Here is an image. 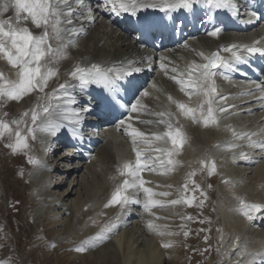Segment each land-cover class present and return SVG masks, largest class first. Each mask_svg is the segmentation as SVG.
<instances>
[{
    "label": "bare ground",
    "instance_id": "6f19581e",
    "mask_svg": "<svg viewBox=\"0 0 264 264\" xmlns=\"http://www.w3.org/2000/svg\"><path fill=\"white\" fill-rule=\"evenodd\" d=\"M70 2L74 3V0H70ZM240 4H242V2ZM85 5L83 9H79V7L74 4V6L78 8V12L82 11L84 14H87V6L89 5L93 11L88 18L85 19L82 17L80 21H74L78 29H83L82 34L75 37L77 43L70 47L65 54L68 58L61 59L57 62L56 67L58 68V75L50 78L48 86L45 89L47 96L44 100H40V104L43 105L47 103L48 97L52 96V93L59 88L60 84H76L78 80L71 77L68 73L77 65L80 67H91V64L98 63L102 68L114 69V72H120L125 68L133 71L136 68L141 69L144 76L142 79L143 83H134V85L129 88L130 98H128L126 102L130 104L132 102L136 103V101L139 100L141 105V107H138L137 112L131 111L128 114L130 124L139 130H141V128H146V132L149 135L155 132H163L166 130L165 125L156 123L161 118L149 113L171 112L173 114L174 127L180 126L183 135L186 137V142L179 147V152L172 157L177 163L170 166L172 169L171 171L166 173L160 169L156 172L150 171L151 174L148 178H145L144 173H141L142 178L146 182L145 187L151 188L154 192L170 193L167 197H154L155 199L164 201L167 209L165 208L166 210L164 211L161 209L158 211L156 210L157 212L152 213L153 219L156 220L154 216L157 218L167 216L166 218H168L171 216L170 214L176 213V210L179 209L178 206L181 204L175 205V208H171L172 205L167 204V201L176 199L175 195L177 193L180 194V188H182L181 185L184 179L188 186L194 182L191 181V178L189 179V173L195 171V177L200 173L203 174V177L207 175L209 178L208 183L211 187L212 179L215 178L217 183L220 184L217 187L218 189L216 188L218 190V198H216L220 199V202L218 201L219 204H217L218 202L216 200V206L219 213L223 214V228L225 230L223 239H227L223 250H220L223 256L221 255L222 261L220 259L221 256L219 257L220 262H218V264H235L238 260L240 264H252L254 261L248 253L257 251L264 252V208H261L258 212H253L252 220H249L240 209L242 208L241 201L249 205H264V151H261L259 148L249 147L247 138L235 139L232 136V131L234 130L238 133L264 132V107H262V103L258 101V97L264 94L256 91V89L250 90L253 87L250 81L246 83L236 79L230 80L222 77V71L232 74V71L225 69L226 66L215 69L214 71L217 72V76L214 77V79L218 93L228 97L226 102L220 101L219 104L233 105L234 107L229 108L228 113H217L216 115L220 117V119L216 125L210 123L208 126H204L202 121L200 123L193 122V130H191L189 126V121H191L190 123L192 124V120L181 115L175 104L172 103L168 97L171 96L173 100L184 102L189 107H194L203 100V97H197L193 94L191 99H189L188 96L180 91L179 85L171 79V77L176 76L177 79L186 78L188 69L193 63H204L205 61L199 56L200 52L205 53V55L219 52L223 58L231 61V54L230 52L223 51L224 47H231L232 45L243 46L253 39L264 46V39L261 38L260 29L256 25H250L244 31H237L233 29L234 25L228 23L227 20H220V28L222 31L216 37H212L208 35V33L218 27L217 25H214L212 28L207 27L206 33H204L203 30H199L197 31V42L188 45L182 43L176 44L175 46L166 45L162 52L154 53L155 56L161 58L160 61L156 62L151 59L148 60L143 54L142 48L145 46V42L143 40L135 42L131 36L123 32V28L118 27L116 22L117 18L123 21L126 18V14L130 18L139 19L142 15L151 16L157 12L156 10L150 8L141 9L138 10L136 15H131L123 11L112 12L110 11V5L108 7H99L96 0H85ZM33 27L35 29V26ZM32 31L38 33L40 30L35 29ZM251 34H256V36L252 37L250 36ZM254 62L264 63V58L261 59L260 57ZM161 65H164V68H162ZM236 65L238 64L232 63L233 67ZM173 68L176 69V72L171 71ZM17 71L18 70L9 65L5 59L0 58V73H2L6 79H16ZM181 73L184 75L181 76ZM248 77L250 78V75ZM134 78L136 77L132 78L133 82L136 81ZM261 82H264V68L260 69V79L256 84ZM140 84L143 85L141 86ZM91 87H99V85H88L86 91H81L79 87V89H76L79 90V95L83 97H79L76 93L73 94L72 88L68 89V94L75 96L77 100L76 104H65L63 93H59L58 97L51 101L54 106H58L56 112L53 113L52 119L57 123L63 124V130L58 135L66 136L76 143L78 142L76 138L77 130L81 127L84 129L83 131L86 132L92 130L93 134L87 135L89 136V141L85 142L86 144L84 147L82 146L81 152H77L74 149L72 151V156L69 157L67 155L68 151H65L64 155H58L57 157L55 156L56 158L51 159V154H47L49 151L48 147L50 146L52 148L51 151L56 150V147H58V150L72 149L67 140L60 136L49 139L47 133L40 131L35 133V139H33L31 135L28 136L32 148L37 154V160L41 162L32 169L30 174L28 182V187L32 188L30 191V200L38 202L35 214H41L43 211L45 215L49 213L55 214L61 211L62 213L60 214H64V216L69 219L65 226V230H67V232L69 231V237H71V235L79 237V243H81V240L87 235L88 238L86 241L91 240L95 235H100L104 232L111 224H116L117 227L120 228V230L117 231L120 232L108 239L107 243L109 247L113 249L116 255H124L126 251H129V256L127 255V262L125 264H149L151 261L147 262L144 255H141L139 258L137 257L138 260L132 263L130 260L134 256L130 252L131 249H126L129 248L131 243L134 247L136 239H131L129 236V239L124 240V238L127 237L123 238L126 231L139 230L138 223L140 222H137V220L135 221L134 216H131L129 213L121 216L119 205H113L107 208L104 207L110 199L111 193L115 190V187L123 182L124 177L119 175L117 171L118 166L125 161H134L135 153L128 149L131 139L126 135L125 128L109 132L106 131L107 128H103L107 127L109 124H102L100 125L102 129L98 131L99 125L93 126V124L89 123L93 116L89 113L82 112L81 109L84 107H91L92 109L90 104L91 101L88 99L90 95L87 93ZM248 91L253 94L247 95L246 93H249ZM144 92H147L148 95L144 96ZM45 93L32 92L34 96L33 100H25V97H23L21 100H25L24 105L21 107L22 103L21 105L19 104V109L22 108L21 113L23 114L25 111L32 109L30 103L33 104L35 101L39 100V97L44 96ZM59 98L62 99L59 100ZM1 104H3V113L9 114L8 111L10 108L15 111L17 110V101H9L5 98L1 101ZM74 111L80 112L81 119L79 123L70 122L76 119L73 115ZM65 113H67L69 117L68 120L64 119ZM2 118L5 120L7 119L6 116ZM23 118L28 120L30 125V113L28 117ZM164 118L167 119V117ZM148 120L153 121V123H141V121ZM31 126L35 127V125ZM192 126L193 124L191 127ZM94 131H96V133H94ZM23 133L27 134L25 127L23 128ZM252 139L264 140V135H257L252 137ZM230 142L238 144L239 147L229 149L227 145ZM2 143H8L7 137L3 138ZM76 145L80 146L79 143H76L75 146ZM165 147L170 148L171 143L168 142V144H165ZM28 150L29 147L27 149H22L24 152H28ZM241 153L246 154L248 159H241ZM153 155L159 154L153 153ZM202 160L205 162L203 165L200 163ZM212 163L216 165V169L213 174L209 176L208 168ZM147 171L148 170H146V173ZM57 175L66 179V181L62 179L59 184L57 182H52L51 176L54 178V176L57 177ZM67 179L71 180L68 184ZM65 188L66 190H63ZM52 190L61 191V193L52 195V193H50ZM212 192L209 185L208 189L204 188V193L207 196L212 195ZM129 194L136 195V198L141 200L144 198L142 191L136 194L134 190L129 189ZM233 198L236 200L227 202V200ZM134 212L136 213V210ZM143 212L144 210L141 213L142 215L144 214ZM146 213L147 212H145V214ZM148 214L149 213H147V217H145L146 219L151 217ZM168 214L170 216H168ZM179 215L177 214V216ZM54 216L51 217L50 222L54 225L59 223L63 218H61L59 214L56 215V217ZM166 218L158 220L161 222ZM174 218L177 217L175 216ZM174 218L171 217V219ZM149 220H151V218H149ZM167 220L169 219H166V221ZM170 221L172 222V220H169V222ZM163 223L165 222L163 221ZM163 223H158L157 226L155 222L156 228L160 226V232L168 233V227L166 226L168 223ZM92 227L93 229L91 231ZM221 227L219 229H221ZM144 228L145 227H141V231ZM169 228L172 230L170 226ZM146 229L148 228L146 227ZM156 230L157 232L159 231L158 229ZM149 231L146 230V232ZM172 232H174V230ZM65 233L66 232L63 234ZM106 233L107 232L104 234ZM141 235L143 234L141 233ZM175 235L176 234H174V236ZM161 237L162 238L158 237V239L155 240L153 236L155 241L145 244V247L147 246L149 249L148 252H150V257L156 262L161 260V257H163L165 253V250H163V256L159 253L161 251L158 249L162 247L161 244L165 242L173 243L169 235H161ZM136 238L140 239L137 235ZM72 240L74 241L76 239ZM133 240L135 241L133 242ZM234 243L236 244L235 248L233 247ZM75 247L76 246H74V248ZM168 253L169 252H167V254ZM257 260L261 261L259 257L255 259V261Z\"/></svg>",
    "mask_w": 264,
    "mask_h": 264
},
{
    "label": "snow or ice",
    "instance_id": "6c2138e0",
    "mask_svg": "<svg viewBox=\"0 0 264 264\" xmlns=\"http://www.w3.org/2000/svg\"><path fill=\"white\" fill-rule=\"evenodd\" d=\"M99 7H110V11L130 13L136 15L138 10L153 9L156 11L168 14L178 10H185L191 12L198 4L210 6L217 10H227L233 8V0H96ZM83 9L85 0H0V58L5 59L9 65L17 69L16 79H6L0 73V101L5 98L9 101H20L26 95L32 92L45 93L51 77L58 75L57 62L61 59L68 58L65 54L68 49L77 43L75 37L82 34L83 29H78L74 21H80L81 18H88L93 9L87 6V14L82 11L78 12V8ZM235 10V9H233ZM252 17H256V12H251ZM30 21L35 29L40 30L38 33L30 30L29 27L23 26V22ZM251 22V21H249ZM154 23L150 21H141L142 26H148ZM222 29L216 27L210 31L208 35L216 37ZM258 43V42H257ZM223 51L230 52L231 61L223 58L219 52H213L210 55L200 52L199 56L205 61L204 63H193L187 72L186 78L173 79L180 87V91L191 99L195 94L197 97H203L196 107H189L186 103L173 100L171 96L168 99L175 104L180 114L186 118H190L195 123L202 121L204 126L210 123L216 125L220 117L217 113H228L229 108L233 105L219 104L220 101H227L228 97L218 93L217 85L214 77L217 76L215 69L221 66L231 67L232 63L246 62L244 52L264 53V47H257L253 45L224 47ZM164 68V65H161ZM134 71L139 72L141 69L136 68ZM176 72V69H171ZM71 77L78 80V86L81 91H86L88 85H100L107 90L108 95L103 98V103L115 109V98L119 95V90L123 88L127 91L130 87V82H122L125 75L131 76L132 72H114L112 68H102L98 63L91 64V67H80L77 65L70 73ZM181 76L184 74L181 73ZM227 79V77H224ZM72 88L73 91L77 88L76 84L69 85L67 83L60 84L51 97H48L47 103L41 105L39 101L36 106L29 111H25L22 117H28L30 113V125L28 120L13 119L7 121L0 118V139L7 135L8 143L5 145L13 154H16L22 149L29 147L27 143L28 136L31 135L35 139L37 131L47 133L53 137L57 136L63 130V124L57 123L52 119L53 113L56 112L58 106L52 104V99L58 97L59 93H63V100L65 104H76L77 100L74 95L68 94V89ZM256 91L264 94V82L256 84ZM252 95L253 93H246ZM144 96L148 93L144 92ZM47 94L40 96L39 100H44ZM258 101L264 107V95L258 97ZM216 105V106H214ZM138 107H141L140 101L131 105V111L137 112ZM84 113H90L91 107H84L81 109ZM199 113V114H197ZM43 114V115H42ZM160 117L156 123L165 125L166 130L163 132H155L146 134L144 131L133 127L130 123L125 127V121L118 122V128H125L126 135L130 137L132 150L135 153L134 161L129 160L123 162L118 166V173L124 177L123 182L115 187L111 193L110 199L104 205L105 208L119 205L120 214L124 215L130 212L133 205H142L144 212L152 213L154 208H163L166 206L165 202L154 197H167L170 195L168 192H154L151 188L145 187V180L142 178L141 173L145 170L156 172L158 169L163 172L171 171V167L176 161L172 159L173 155L179 152V147L186 142V137L183 135L180 126L173 124V114L171 112H158L149 113ZM76 117L71 123H79L81 119L80 112H73ZM7 116V113H3ZM164 117H167L165 119ZM64 119L68 120L67 113L64 114ZM39 121V123H38ZM141 123L152 124L153 121H141ZM15 125V128L12 127ZM21 125L26 128L27 134H22ZM31 125H35L32 127ZM257 135H264V132H241L232 131V136L239 140L247 138L249 141L248 146L259 148L264 151V140H253L252 137ZM14 137V140H13ZM156 141H163L165 144L171 143V147H153ZM229 149L239 147L236 143H228ZM146 153H158L159 155H146ZM241 159H248L244 153L240 154ZM235 159V157H234ZM28 163L32 165H39L41 162L32 156H28ZM200 163L203 165L205 162L202 160ZM216 169L214 163L208 168V175L211 176ZM196 172L189 173V179L195 176ZM194 184V182H193ZM188 185L185 184L187 189ZM129 189L134 190L136 194L143 192V200L136 198V195L129 194ZM194 191L199 190V185L194 184ZM203 196L204 193L201 192ZM192 203L191 199H172L167 201V204L175 206L178 204ZM204 200L199 201V206L203 207ZM242 208L240 211L249 219H253V212L260 211L264 205L260 204H244L241 201ZM192 219V217H187ZM203 223L204 221H200ZM117 227L116 224L108 226L104 232L95 237V240H104L105 232H110ZM149 229H155V225L150 221L148 223ZM159 235H173L174 233L159 232ZM184 235L187 236L188 232L185 231ZM207 237L205 240L207 241ZM238 239V238H237ZM90 241H84L76 251H84L85 245ZM164 248H170L173 245L171 242H165L162 245ZM236 247V244H233ZM255 261L257 257L264 262V252L257 251L248 253ZM3 264V262H0ZM235 264H240L236 261Z\"/></svg>",
    "mask_w": 264,
    "mask_h": 264
},
{
    "label": "rangeland",
    "instance_id": "374dc122",
    "mask_svg": "<svg viewBox=\"0 0 264 264\" xmlns=\"http://www.w3.org/2000/svg\"><path fill=\"white\" fill-rule=\"evenodd\" d=\"M23 26L29 27L30 30H35L33 27L34 25H32L30 21L23 22ZM76 85H78V81H76ZM78 87L76 89H79ZM76 89L75 91H73L74 92L73 94L76 93L79 97H83L82 95H79V90H76ZM26 99L33 100L34 96L32 95V93H30L25 96V100ZM25 100L23 99V100L17 101L16 111L12 108L9 109L8 111L9 114H7L6 116L7 121L23 118L22 113H21L22 108L19 109V104L21 105L22 103L21 105L22 107L25 103ZM38 101L40 103V100L35 101L33 104L30 103L32 108L36 106ZM196 106L197 104L194 107ZM2 107H3V104H1V101H0L1 111H2ZM1 111H0V118L4 117L3 111L2 112ZM190 122L191 121H189L190 129L193 130L194 123L192 121L193 126L191 127L192 124ZM12 127L15 128V125H12ZM24 127H25L24 125H21L22 134H24L23 133ZM141 130L145 131V133L148 134L146 132V128H141ZM5 137H7V135ZM2 140L3 139H0V262H3V264H93V263L94 264H125L127 262L126 259L129 256L128 254L129 251H126L124 255L122 254L116 255L113 249L109 247L107 243L108 239H110L114 234L120 232V231H117V230H120V228L116 227L112 231L107 232L106 233L107 235L105 234V237L107 239L105 238L102 241L95 240L94 238L98 236V235H95L93 238H91V240H88L90 242L85 245L84 251L76 252L75 249L79 245L83 244L84 241L87 240L88 235L81 240L82 241L81 243L78 242L79 237L72 236V235L71 237H69L70 235L69 231L67 232V230H65V226L67 225L69 219L66 216H64V214H60L62 213L61 211L55 213L56 215L59 214L61 218L63 217L62 220L55 225L50 223L51 217L55 215L54 213H49L45 215L43 214L44 213L43 211V213L41 214H38V213L35 214V209L36 207H38V202L35 200L34 201L30 200L31 199L30 191L32 190V188L28 187V182L30 179V174H31L32 169L36 167L37 165H32L28 163V156L30 155L34 157L35 159H37L38 158L37 154L32 148V145L29 139H27V143L29 144L28 152H24L20 150L16 154H13L11 152V149L6 147L5 143H2ZM13 140H14V137H13ZM128 147H129L128 148L129 150H132L131 141ZM48 148L51 149L50 147ZM55 151H52L49 153L51 155L55 154L56 157L58 155L64 154V150L63 151L58 150L56 153ZM147 154L149 155V153ZM150 155H153V153ZM142 173H144L145 178H148L149 175L151 174L150 171H147L146 173V170ZM51 177H52V182H57L58 184L63 179L62 177H59L58 175L57 177L54 176V178L53 176ZM194 177L193 176L191 177L192 179L191 181H194L196 185H199V190H196V191L193 190L194 188L193 182L186 189L185 188L186 181L184 179L181 185L182 188H180L181 190L180 194L177 193L178 195L177 194H176L177 196L175 195L176 199L177 198L178 199H181V198L191 199L192 203L190 205L181 203V205L178 206L179 208L178 210L180 211L176 210V213L171 212L172 214H170L171 216L168 214V216H170L168 218H166L167 216L165 215H164L165 217L157 218L156 216H154V214L153 216L156 218V220L153 219L152 217V213L157 212L159 209L164 211L167 209L166 207L158 208V209L154 208L155 211L154 209H152L151 215L150 213L148 214L151 217H148L146 219L145 217H147V213L145 214V212H143L144 214L143 215L141 214L143 211L142 205H141V208H140V205L132 206L129 214H131V216H134L135 221L137 220V222H140L138 223L140 229L131 230L130 232L126 231L123 236V238L127 237V238H124V240L129 239V238L136 239V241L133 240V242L135 241L134 247L131 243L129 248L126 249V250L131 249L130 252L134 256L130 260L132 263H135L141 255L145 256L144 258H146L147 262L151 261L149 264H155V263L157 264H206V263L207 264H215V263L218 264V262H220V259L222 261L223 253L220 250H223L224 244H226L227 239L225 238L223 239V235L225 234V230L223 228L224 227L223 217H222L223 214L219 213V211L217 210V206H216V203L218 201L220 202V199H217L218 198V190H217L218 188L217 187L220 184H218L216 179L213 178L212 187H211V185L208 183L209 181L208 176L205 175L203 177V174L201 173L195 178ZM63 181H66V179H63ZM70 181H71L70 179H67V184ZM208 185L211 191H213L212 195L210 196H207L204 193V188L208 189ZM63 190H66V188ZM155 192H158V191H155ZM201 192L204 193L203 196L201 195ZM50 193H52V195L53 194L58 195L59 193H61V191L52 190L50 191ZM201 199L204 200L203 207L199 206V201ZM232 200L234 201L236 199L233 198L231 200H227V202L232 201ZM219 202L217 204H219ZM171 208H175V207L171 206ZM133 210L134 211L136 210V213L138 211L137 213L138 215ZM177 214L178 215L180 214V215L177 216ZM56 215L54 217H56ZM139 216H141L144 220ZM175 216L177 218H174ZM137 217L141 219H138ZM171 217L174 219H171ZM187 217H192V219H187ZM149 218H151L152 223L154 225L156 222L157 226H158V223L162 224L163 221L165 222L163 224L168 223L166 224V226L168 227V233L176 234L175 236L174 234L172 236L169 235V237L172 238L171 239L173 242L171 243L173 245L172 247L170 248H164L163 246L159 247L158 250L161 252L159 251L158 252L162 256L164 253L163 250H165V253H166V254L164 253L163 257H161L162 261L161 260L157 262L154 261V259L150 257V252H148L149 249L147 248V246L145 247V244L147 242L153 243L155 240L158 239V237L162 238L161 235L156 234L160 232V229H159L160 226L159 228H156L157 226L155 225V229H152V230L148 228L147 221L148 223L151 221L149 220ZM160 218L161 219L166 218V219L172 220V222L171 221L169 222V220H167L168 221L167 222L166 219L159 222V220H161ZM200 221H204V222L201 223ZM140 226L142 228L143 227L145 228L141 231ZM169 226L172 228V230L169 228ZM146 227L148 229H146ZM220 227L221 229H219ZM92 229L93 227L91 228V231ZM156 229H158L159 231L157 232ZM146 230L148 231L150 230L149 232L151 231L153 232V233L151 232L150 234L151 236L153 234L155 240L153 239V236L151 237L150 234H148L149 232H146ZM173 230L174 232H172ZM185 231L188 232L187 236L184 235ZM64 232H66L65 233L66 235L63 234ZM129 233L131 234V236ZM141 233L143 235H141ZM136 235L140 239L136 238ZM68 237L70 240L68 239ZM205 237L208 238L207 241L205 240ZM72 239H76V240L73 241ZM74 246L76 247L74 248ZM166 251L169 253L167 254Z\"/></svg>",
    "mask_w": 264,
    "mask_h": 264
}]
</instances>
